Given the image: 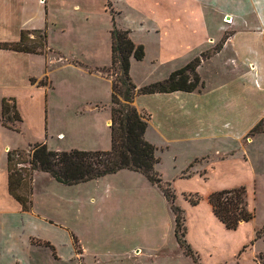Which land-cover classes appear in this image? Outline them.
Returning <instances> with one entry per match:
<instances>
[{"label": "crops", "instance_id": "crops-1", "mask_svg": "<svg viewBox=\"0 0 264 264\" xmlns=\"http://www.w3.org/2000/svg\"><path fill=\"white\" fill-rule=\"evenodd\" d=\"M70 1L44 0L43 3L42 0H0V44L16 43L22 31L34 30H45L50 41V35L58 25V19L53 14L64 19ZM103 1L104 7L110 3L117 12L115 19L118 26L129 30L134 43L143 45L145 49L142 61H131L130 75L138 88L167 79L171 73L185 67L201 54L213 51L225 40L221 50L204 59L198 68L204 83L201 91L156 93L135 98L136 108L149 116L145 138L157 148L160 162L156 171L159 174L163 171L161 160L170 151L175 150L171 153L174 156L177 151L196 148L199 154L193 156L194 161L206 160V170L224 168L232 173L245 174L254 183L257 178H264V151L261 149L264 133L250 135V131L264 118V0ZM75 5L72 9L81 10L83 7L89 17L87 6L78 1ZM59 30L61 34L67 32L65 26ZM94 33L98 34L93 28L92 32L89 28L80 30L71 39L72 48L99 50L102 39L95 37ZM138 33L155 36L156 55L151 59L147 44L136 37ZM106 43L110 51L102 65L93 58L84 60L73 54L63 57L65 67L70 69L80 90L71 91L70 82L67 81L68 89L62 92V96L53 89L51 66L57 60L52 55L0 48V146L4 140L29 139L33 136L35 141L29 145L39 143L49 147L50 140L56 136L58 140L78 137L84 145L93 147L99 140L105 139L104 134L111 143V101L103 102L105 95L111 96V81L96 71L111 65V34L107 36ZM48 48V52L54 50L49 45ZM147 64L163 69L159 78L142 77L138 73L147 68ZM58 98H62V101L59 102ZM4 99L16 106L21 122L3 124ZM51 110L56 114L64 112L65 118L60 117L63 129L51 132ZM102 114H105L104 117ZM86 147L82 149H96ZM110 149L111 146L98 151ZM16 150L19 149L5 145L4 166H0L1 260L5 264H30L31 251L46 247L52 250L56 260L82 264L83 250L80 249L79 254L74 245L75 239L79 242V230H75L68 221L56 219L54 214L53 202L56 200L61 202L65 212L67 209L68 214L72 212L74 215L77 210L72 201L52 193L51 208L43 211L35 207L34 177L44 173L35 172L32 178L28 196L32 204L29 210H24L10 194L7 151ZM45 175L48 180L54 181ZM121 177L130 180L127 182L130 185L125 188L107 186L104 196L112 194L119 200L132 198L136 194L164 206L163 194L137 172L121 170L89 182L110 183ZM86 183L74 186L60 184V187L64 186L67 190ZM238 187L244 186L226 189ZM156 216L160 218V214ZM171 216L174 217L175 231V216ZM209 216L225 228L214 216L211 207ZM251 224L253 221L241 223L239 227ZM40 230L51 234L41 236ZM250 235V240L242 242V247L237 250L238 264H264V250L259 247L264 242V225H252ZM63 246L65 252L61 254L59 249Z\"/></svg>", "mask_w": 264, "mask_h": 264}, {"label": "rangeland", "instance_id": "rangeland-1", "mask_svg": "<svg viewBox=\"0 0 264 264\" xmlns=\"http://www.w3.org/2000/svg\"><path fill=\"white\" fill-rule=\"evenodd\" d=\"M77 1L88 7L89 17L86 16V9L83 7L81 10L72 9L76 6ZM70 3V8L68 13L64 14V19H59L53 14V17L58 19V25L52 31L48 45L54 50L46 52V54L52 55L55 61L57 60L51 66L54 80L53 89L61 96L62 92L68 89L67 81L70 82L71 91L72 89L80 90L70 69L65 67L66 63H64L63 57L67 58L73 54L84 60L93 58L97 64L102 65L110 51L106 39L111 34L112 15L115 17L117 14L111 5H109V10L107 6L104 7L105 1L103 0H71ZM124 6L125 4L122 5V7ZM62 26L66 27V33H60L59 29ZM88 28L91 32L92 28L95 29L98 33H94L95 37L102 39L100 49H73L70 43L71 39L76 37L80 30ZM136 37L147 44L149 59L156 55L154 35L148 37L145 33H138ZM162 70L159 66L152 67L151 64H147V68L139 70L138 73L142 77L149 76V78L157 79ZM109 77L115 79L116 71L109 72ZM58 101L61 102L62 98H58ZM110 101L111 96L105 95L103 102ZM55 114V111L51 110V132L63 129L60 117L65 118L64 112ZM104 115L102 114V117ZM104 138L103 141L99 140L95 146L91 147V145H84L82 139L78 137L58 140L54 136L50 140L48 148L54 151H71L73 149L98 151L111 146L110 140L105 134ZM34 141L33 136L29 139H8L4 140L3 145L0 146L1 167L4 166L5 161L4 146L9 145L11 149H19L15 152L19 155L14 158L13 165L16 169H21L25 176V186L19 191L22 196L27 195L32 183L30 178H33L35 174V172L31 173L28 163L34 145L29 144ZM85 146L96 149H82ZM261 149L264 151V137L261 141ZM172 151L170 154L164 155L161 160L163 171L159 175L164 182L172 184L176 196L175 204L185 213L187 242L199 256L200 264H238L240 259L237 250L242 247V242L250 240L252 225L258 227L264 225V178L259 177L254 183L253 179L250 180L247 175L232 173L224 168L215 171L206 170L204 169L207 164L206 160L194 161L193 156L199 154L196 148L177 151L174 156L171 154ZM191 165H193L192 168H190ZM30 174H32L31 177H29ZM129 181L121 177L118 180L110 181V183L89 182L78 188L70 187L65 190L64 186L60 187V184L48 180L45 174H39L34 177L33 182L35 207L43 211L51 208L50 202L53 200L50 196L52 193L72 201L75 211L77 210L74 215L72 212L68 214L67 209L65 212L61 202L56 200L53 202L55 203L54 214L56 219L68 221L75 230H79L78 248L83 250L82 264H196L191 257L184 254L176 240L174 217L171 216L173 214L171 206L166 199L164 206H158L157 203H152L136 194L132 198L127 197L119 200L112 194L103 195L107 186L113 188L114 186H123L125 188L130 185L127 183ZM236 186L246 188L249 209L255 212V218L250 226H240L234 231H228L216 219H211L209 216L208 196L211 192ZM196 200L198 204L193 206L191 202ZM159 214L160 218L157 219L156 215ZM39 233L41 236L51 234L45 230H40ZM259 247L264 250V242H261ZM59 252L63 254L65 247H60ZM30 257V264H79L67 262L64 259L56 260L52 250L46 247L34 248ZM0 264H5L1 258Z\"/></svg>", "mask_w": 264, "mask_h": 264}, {"label": "trees", "instance_id": "trees-1", "mask_svg": "<svg viewBox=\"0 0 264 264\" xmlns=\"http://www.w3.org/2000/svg\"><path fill=\"white\" fill-rule=\"evenodd\" d=\"M109 5L110 3L107 5L108 8ZM111 39V65L109 68L96 70L111 81V149L109 151H54L45 144L37 143L32 146L28 161L31 173L47 174L55 182L65 186L97 180L121 170L142 174L170 204L175 216L174 233L180 248L186 256L191 257L196 264H200L199 256L187 242L185 214L175 204L176 196L172 184L164 182L156 171V166L160 162L157 157V148L145 138L149 116L138 110L134 101L138 95L201 91L204 83L198 68L204 59L221 50L225 40L223 39L213 51L201 54L185 67L171 73L167 79L138 88L130 75L131 61L140 62L144 59L143 45L135 44L131 32L118 26L113 15ZM0 48L43 55L49 51L47 33L45 30L22 31L18 42L0 44ZM111 71H116L115 79L109 77ZM2 121L4 125H8V122L22 121L16 106L6 99L2 102ZM262 133H264V118L250 131V135ZM15 152H7L9 190L27 211L32 204L28 197L31 190L29 188L26 196L19 193L25 186V176L21 169H16L13 165L14 158L19 155ZM208 202L214 216L227 230H236L241 223L251 222L255 218V212L249 209L245 187L212 192L208 196ZM191 204L195 206L198 201H192ZM74 245L80 254L81 250L78 248L76 239ZM46 246L49 245L46 244Z\"/></svg>", "mask_w": 264, "mask_h": 264}, {"label": "built area", "instance_id": "built-area-1", "mask_svg": "<svg viewBox=\"0 0 264 264\" xmlns=\"http://www.w3.org/2000/svg\"><path fill=\"white\" fill-rule=\"evenodd\" d=\"M42 2L44 3V0H42Z\"/></svg>", "mask_w": 264, "mask_h": 264}]
</instances>
